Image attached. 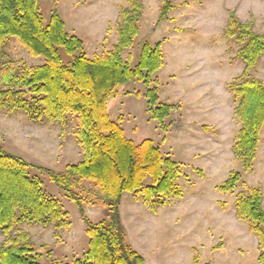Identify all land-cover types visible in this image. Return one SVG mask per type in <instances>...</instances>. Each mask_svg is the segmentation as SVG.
Returning <instances> with one entry per match:
<instances>
[{
	"label": "rangeland",
	"instance_id": "obj_1",
	"mask_svg": "<svg viewBox=\"0 0 264 264\" xmlns=\"http://www.w3.org/2000/svg\"><path fill=\"white\" fill-rule=\"evenodd\" d=\"M173 4L161 18V0H143L139 35L122 57L135 67L144 44L159 45L164 66L149 84L134 79L121 86L109 101V115L129 138L137 143L152 139L164 156L180 163L182 195L160 197L153 209L143 203L140 193H125L120 211L127 241L143 255L145 264H193L196 252L199 264H264L259 260L258 236L236 214V198L244 188L233 193L218 190L232 170L241 171L248 186L262 189L264 208V129L253 169L243 171L233 152L240 125L228 85L245 63L236 41L225 35L231 12L264 34V0H173ZM39 5L46 21L55 10L60 13L67 30L83 39L91 58L117 43L120 9L129 1L39 0ZM5 49L15 59L34 65L44 62L30 56L15 38ZM254 73L264 82V55ZM153 87L160 102L174 106L162 123L148 107L146 93ZM77 126L71 115L61 122L34 120L18 110L0 111V147L34 166L32 175L43 181L44 190L59 200L71 220L64 230L21 224L31 234L43 264H76L89 242L84 218L93 222L102 218L101 208L86 205L82 211L36 168L62 171L83 159ZM4 238L0 229V245Z\"/></svg>",
	"mask_w": 264,
	"mask_h": 264
},
{
	"label": "trees",
	"instance_id": "obj_2",
	"mask_svg": "<svg viewBox=\"0 0 264 264\" xmlns=\"http://www.w3.org/2000/svg\"><path fill=\"white\" fill-rule=\"evenodd\" d=\"M120 9L117 43L102 54L88 57L82 38L71 34L58 11L48 21L39 0H0V111H23L30 118L44 117L63 122L68 115L78 121L75 132L83 159L62 171L36 167L45 172L66 197L83 211L86 205L101 208L102 218H84L89 236L87 250L76 264H145V258L127 241L120 206L127 192L140 193L145 205L155 209L160 197L181 196L178 180L180 163L164 156L152 139L137 143L129 138L120 122L109 115V101L119 88L134 79L149 84L164 66L159 45L144 44L140 61L131 67L122 54L139 35L143 0H128ZM161 18L173 8V0H161ZM225 35L236 41L243 72L228 87L233 94L234 113L240 128L233 152L243 171L253 169L264 129V82L255 75L264 55V34L252 22L243 23L231 12ZM17 39L30 56L43 59L34 65L15 59L5 49ZM157 81V79H154ZM157 87L149 88L148 107L160 123L173 110L159 100ZM24 158L0 147V229L5 235L0 245V264H43L22 223L54 225L56 230L71 226L69 214L59 200L48 194L43 181L32 175ZM150 181V184L146 182ZM236 214L258 236L264 263V208L260 187L248 186L242 172L232 170L218 187L233 193ZM197 252L193 264H199Z\"/></svg>",
	"mask_w": 264,
	"mask_h": 264
}]
</instances>
